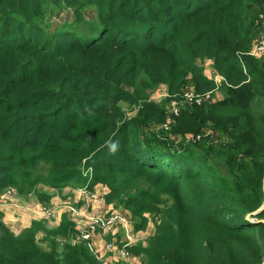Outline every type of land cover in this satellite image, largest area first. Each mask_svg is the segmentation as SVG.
I'll use <instances>...</instances> for the list:
<instances>
[{"label": "trees", "instance_id": "1", "mask_svg": "<svg viewBox=\"0 0 264 264\" xmlns=\"http://www.w3.org/2000/svg\"><path fill=\"white\" fill-rule=\"evenodd\" d=\"M261 38L264 0H0V194L101 184L154 222L143 264H264ZM48 222L0 218V264H106L70 213Z\"/></svg>", "mask_w": 264, "mask_h": 264}, {"label": "crops", "instance_id": "2", "mask_svg": "<svg viewBox=\"0 0 264 264\" xmlns=\"http://www.w3.org/2000/svg\"><path fill=\"white\" fill-rule=\"evenodd\" d=\"M57 19V17H56ZM208 62V61H207ZM211 64V63H207ZM208 75V74H207ZM209 76V75H208ZM81 186H72V190L69 194H65L64 190H56L51 187H45V189L54 196L51 199V206L43 204L37 196L28 195L21 196L18 194H0V211L3 212V221L14 231H22L32 225L35 219H47L44 217V208L53 207L56 209V219H49L48 225L54 227L60 223L62 215L69 212V206H74L77 209L87 208L89 214H95L100 216H108L112 213L127 214V210L119 211L117 205L114 202H108L105 199V195L108 193L104 191L106 186L98 184L94 187L93 192L96 193V199L91 200L87 204L85 197H83L78 188ZM85 222L88 219L84 220ZM77 224V234L80 232V224ZM83 225V223H81ZM131 227L133 230L131 231ZM155 225L153 222H149L145 230L136 231L133 226V221L126 223H117L113 225L112 229L107 231L102 227H98L92 232V247L95 254L102 259L106 264H143L144 258L142 255H136L130 252V257L121 258L118 253L120 246L127 244L128 247L139 242H147V238L154 232ZM131 240V241H130ZM106 243H112V248L106 247Z\"/></svg>", "mask_w": 264, "mask_h": 264}, {"label": "built area", "instance_id": "3", "mask_svg": "<svg viewBox=\"0 0 264 264\" xmlns=\"http://www.w3.org/2000/svg\"><path fill=\"white\" fill-rule=\"evenodd\" d=\"M250 53L253 55L264 54V39L258 40L253 46V49L251 50ZM207 61L210 62L211 60H207ZM217 77H219L220 79L223 78L222 76H217ZM213 93L214 91H209L203 95H199V94H196L191 89H186L184 93V100L189 103L195 102V103L201 104L205 100L212 99ZM171 105H172V110L175 113H177L178 112V102L172 101ZM198 138H200V136ZM86 174L87 172H85V175ZM78 190H79V193L83 197H85L87 204H89L91 200L96 199V193L93 192V190H90L87 187V185L81 186L80 188H78ZM69 212L73 216L75 221L78 224H80V232L78 233L77 239L80 241L87 242L93 250L94 248L92 247V232L94 230H96L98 227H102L105 230L109 231L112 229L113 225L117 223H122V222L128 224V222L131 220L130 214H128L129 212H127V214L112 213V214H109L108 216H100V215H95V214L90 215L87 208L77 209L74 206H69ZM44 214L48 217H52L56 214V209L51 208V207L44 208ZM85 219H88V221L85 222L84 221ZM81 223H83V225H81ZM126 242L127 244L120 246L118 249V253L121 258L130 257V250L128 249L129 240H127ZM106 247L111 249L112 243H106Z\"/></svg>", "mask_w": 264, "mask_h": 264}, {"label": "rangeland", "instance_id": "4", "mask_svg": "<svg viewBox=\"0 0 264 264\" xmlns=\"http://www.w3.org/2000/svg\"><path fill=\"white\" fill-rule=\"evenodd\" d=\"M59 9H61V10H58L57 11V15H56V17H57V19L56 18H54L55 20H56V22H53V24L56 26L57 24H59V23H61L62 21H65V20H72V18L74 17V14H73V12H72V10H71V8H66V9H62V8H59ZM85 15H86V17L89 19V20H93L96 16V13H95V10H94V8H88V9H86L85 10ZM53 26V25H52ZM81 26L83 27V25L81 24ZM263 36V35H262ZM261 39H263V38H261ZM210 63V62H209ZM205 66V73L206 74H208L211 78H214L216 81H217V79H218V82L220 81V78L219 77H217V76H221L219 73H218V71L216 70V69H214V67L212 66V64H205L204 65ZM187 89H191V88H187ZM192 90V89H191ZM159 91V88L157 89V91H156V93L153 95V97H159V96H161L160 95V92H158ZM168 94H166L165 92L163 93V95H162V99L164 100V102L165 101H167V102H165V104L167 105V104H169V102H168V96H167ZM172 102V101H171ZM170 102V103H171ZM182 101H180L179 103H181ZM182 104V103H181ZM133 114H135V111L133 112ZM166 128H168L167 126H165ZM72 186L73 185H71V184H69V185H66V186H64L63 188H62V190H64V192H65V194H69L70 192H71V190H72ZM104 191H107V187H105L104 188ZM4 193H8V194H11V192H10V190H7V191H5ZM114 203H115V205H117L118 206V208H120L119 209V211H124L125 210V208L123 207V205H122V203H119L118 201H114ZM47 206H51V204H48ZM51 208H53V207H51ZM129 214V213H128ZM3 212L2 211H0V218H3ZM44 217H46V218H49V219H56V214L54 215V216H52V217H48V216H46V215H44ZM132 217V216H131ZM3 220V219H2ZM132 221V220H131ZM154 223V222H153ZM133 230V228L131 227V231ZM19 232H20V230H18ZM23 231V230H22Z\"/></svg>", "mask_w": 264, "mask_h": 264}]
</instances>
